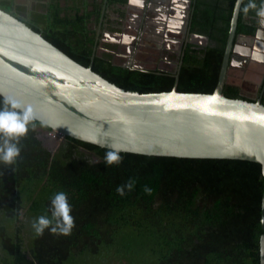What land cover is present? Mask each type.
<instances>
[{
	"label": "trees",
	"instance_id": "16d2710c",
	"mask_svg": "<svg viewBox=\"0 0 264 264\" xmlns=\"http://www.w3.org/2000/svg\"><path fill=\"white\" fill-rule=\"evenodd\" d=\"M50 1L46 12H32L30 25L67 56L127 91L172 90L174 72L124 68L113 53H100L92 23L104 18L105 0ZM235 3L193 0L191 31L214 46L184 50L179 92H214ZM246 3L237 34L254 35L259 16L251 8L245 14ZM224 95L249 100L232 83ZM32 125L19 139L15 162H0V264H261L260 163L120 153L119 163L107 164L109 149L65 137L53 151L40 137L51 129L37 120ZM130 178L133 188L120 195L117 186ZM57 191L67 193L74 227L67 235L48 228L37 235L32 222L51 216Z\"/></svg>",
	"mask_w": 264,
	"mask_h": 264
},
{
	"label": "water",
	"instance_id": "95a60500",
	"mask_svg": "<svg viewBox=\"0 0 264 264\" xmlns=\"http://www.w3.org/2000/svg\"><path fill=\"white\" fill-rule=\"evenodd\" d=\"M242 2L235 3L213 93L179 92L182 62L171 91H127L74 61L13 10L0 8V95L31 106L54 140L72 137L107 149L114 144L120 153L148 156L247 160L260 163L264 175V102L224 95L236 59L264 65V17L254 35L237 34ZM122 66L146 70L133 60ZM261 222L264 230V194ZM260 245L264 264V231Z\"/></svg>",
	"mask_w": 264,
	"mask_h": 264
},
{
	"label": "flooded vegetation",
	"instance_id": "af4514ba",
	"mask_svg": "<svg viewBox=\"0 0 264 264\" xmlns=\"http://www.w3.org/2000/svg\"><path fill=\"white\" fill-rule=\"evenodd\" d=\"M107 1L105 0L104 5V20L107 13L113 12L114 15H117V18L112 19L111 24L115 28L113 30H117L118 34L114 35L115 32L112 31L113 34L108 36L105 27L102 29L103 22L97 29V41L100 50L103 49V51L114 54L115 62L123 57L124 63L133 60L136 66H143L145 69L175 72L183 61L184 50L189 44L195 45L194 48L199 50L205 49L207 46H214V43L210 40L206 43L202 38L196 37L199 34L191 31L193 0H128L127 4H116L110 7H107ZM4 2L7 5L4 6ZM17 2L16 0H0V8L6 11L13 10L19 18L32 24L31 8L24 9L25 7ZM8 4H10L9 10L6 9ZM168 15L172 17H166ZM179 15H183L185 18V25L182 24L178 27V23L175 24L174 21L179 19ZM92 25H95V23L93 22ZM131 30H136V34L130 35L129 31ZM168 34L173 37L181 34V39H169ZM108 44L113 49H109ZM140 54L145 58L141 59ZM137 57H139L142 64H137ZM244 58L246 57H240L234 61V67L231 69L230 74L232 73V76L241 81H244V78L251 79V82L247 83L251 86V91L243 95L249 100L262 99L264 102V75L261 77L264 73V65L252 64L251 58ZM169 63L175 67H172V69L162 67V65ZM147 64H156V66L147 68L145 66Z\"/></svg>",
	"mask_w": 264,
	"mask_h": 264
},
{
	"label": "clouds",
	"instance_id": "9594fccd",
	"mask_svg": "<svg viewBox=\"0 0 264 264\" xmlns=\"http://www.w3.org/2000/svg\"><path fill=\"white\" fill-rule=\"evenodd\" d=\"M240 0H237L239 4ZM259 8L255 0H248L244 4L242 11L247 14L249 9H257V15L264 17V0H259ZM264 22V21H262ZM36 119V115L31 106H23L13 98L4 97L0 100V162L12 164L20 155L19 139L29 130L30 125ZM103 146V145H102ZM121 149L114 144L109 146L105 153L107 164L119 163L122 159ZM134 181L130 178L122 185H118L116 191L124 195L125 189L131 190ZM146 192L151 189L145 186ZM71 204L68 201L67 193L57 191L50 199L51 216L40 215L32 222V228L37 235L43 233L45 228L52 233L70 234L74 227V218L71 215Z\"/></svg>",
	"mask_w": 264,
	"mask_h": 264
},
{
	"label": "rangeland",
	"instance_id": "374dc122",
	"mask_svg": "<svg viewBox=\"0 0 264 264\" xmlns=\"http://www.w3.org/2000/svg\"><path fill=\"white\" fill-rule=\"evenodd\" d=\"M89 2L91 1V0H88ZM51 1L50 0H45V2L44 3H36V2H33L32 4H30L31 6H30V8H31V10H32V12H35V13H39V12H46L47 10H46V6L50 3ZM18 4H21V6L23 5V6H25L24 4H26L25 3V1L24 0H18V2H17ZM46 3V4H45ZM68 3H70L69 1H68ZM68 3H66V1H65V3L64 2H62L61 1V4L63 5L64 4V6H67V5H69ZM8 5H10V4H8ZM35 13H33V14H31V18H35V16H36V14ZM111 13V12H110ZM185 18L183 17V18H179L177 21H181L182 23H183V25H185V20H184ZM33 24H35L34 22H33ZM129 34L130 35H134V34H136V30H131V31H129ZM170 37H169V39H177V40H179V39H181V34H178L177 36H172V35H170V34H168ZM173 37V38H172ZM102 48H103V46H101ZM101 48V49H102ZM100 49V48H99ZM100 53H101V51H100ZM141 59H144L145 58V56H142L141 54H140V56H139ZM139 57H137V64H142V62H141V60H139ZM174 60V59H173ZM117 63H120V64H123L124 63V58L122 57L121 59H119V61L117 62ZM147 68H154L155 66H156V64H147V65H145ZM162 67L163 68H165V69H172V67H175V66H173V64H164V65H162ZM232 74V73H231ZM230 74V77H229V82L230 83H232V84H236V85H238V86H240L241 87V89H242V93L243 94H248V93H250V91H251V86H249L246 82H243V81H241V80H238V79H236V77H234V76H232ZM40 137H41V139L45 142V145L46 146H48L51 150H55L56 149V147H58L59 146V144L61 143V139L60 138H58V139H56V140H54V138L53 137H49L46 133H42L41 135H40Z\"/></svg>",
	"mask_w": 264,
	"mask_h": 264
},
{
	"label": "crops",
	"instance_id": "0c3cea01",
	"mask_svg": "<svg viewBox=\"0 0 264 264\" xmlns=\"http://www.w3.org/2000/svg\"><path fill=\"white\" fill-rule=\"evenodd\" d=\"M16 1H18V0H16ZM25 1V3L26 4H24L25 6V8L24 9H26V8H29L31 5L30 4H32L33 2H36V3H44L45 2V0H24ZM62 2H64L65 3V1L64 0H62ZM46 4V3H45ZM68 4H70V3H68ZM64 5V4H63ZM46 8H47V6H46ZM107 17L105 18V20H104V18L101 20V22L99 23V24H96L95 23V25H92V28L93 29H98L99 28V25H101L103 22L105 23V25H104V23H103V26H102V29L105 27V30H106V34L108 35V36H111V34H113L112 33V31H114L115 33H114V35H117L118 34V32H117V30H113V25L111 24L112 23V19H115V18H117V15H114L113 14V12H111V13H107V15H106ZM166 17H172V16H170V15H168V16H166ZM174 17V16H173ZM179 18H182L183 17V15H179L178 16ZM173 22V21H172ZM174 23L175 24H177L178 23V27L179 26H182V22L181 21H174ZM112 29V30H111ZM115 29V28H114ZM99 51H101V52H104L103 51V49L102 50H100L99 49ZM233 68V67H232ZM261 77H263V74L261 75ZM243 82H246V83H250L251 82V79L249 80V78H244V81Z\"/></svg>",
	"mask_w": 264,
	"mask_h": 264
},
{
	"label": "bare ground",
	"instance_id": "6f19581e",
	"mask_svg": "<svg viewBox=\"0 0 264 264\" xmlns=\"http://www.w3.org/2000/svg\"><path fill=\"white\" fill-rule=\"evenodd\" d=\"M142 3V2H141Z\"/></svg>",
	"mask_w": 264,
	"mask_h": 264
}]
</instances>
